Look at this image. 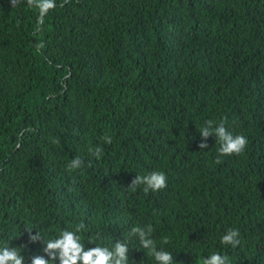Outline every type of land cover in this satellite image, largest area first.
Returning <instances> with one entry per match:
<instances>
[{"label":"trees","instance_id":"trees-1","mask_svg":"<svg viewBox=\"0 0 264 264\" xmlns=\"http://www.w3.org/2000/svg\"><path fill=\"white\" fill-rule=\"evenodd\" d=\"M56 4L38 26L27 0H0V248L31 264L48 257L27 230L83 223L86 248H112L150 226L175 264H264V0ZM206 120L246 136L244 154L216 163L215 136L200 149ZM152 172L165 189L128 188ZM229 228L236 248L220 243ZM129 249V264H157L138 239Z\"/></svg>","mask_w":264,"mask_h":264},{"label":"clouds","instance_id":"clouds-1","mask_svg":"<svg viewBox=\"0 0 264 264\" xmlns=\"http://www.w3.org/2000/svg\"><path fill=\"white\" fill-rule=\"evenodd\" d=\"M22 0H11L12 7H16ZM29 8L38 9V26L44 23L47 14L57 7L56 0H27ZM62 6V5H61ZM202 142L200 149H207V139L209 137H217L220 147L216 163H220L222 156L244 154L248 140L243 134L233 135L229 132L224 124L216 126L213 120H206L198 129ZM105 143L111 144L112 138L104 136L102 138ZM88 151L91 155L100 158L103 148L100 146H89ZM84 161L77 156L67 165L66 170L70 173L82 167ZM143 185V192L159 191L167 187V177L163 172H152L148 175H137L131 182L129 189L135 191L138 186ZM85 230L83 223L76 224L71 230L64 229L55 239H45L40 232L32 234V230H27L31 243L43 242L46 246L43 248L44 255H36L30 257L31 264H129V241L134 237L138 239L141 247L147 250V254L154 258L157 264H175L173 254L163 248L157 247L156 241L152 238V228L150 226L142 228L135 226L131 228L127 234V238L122 241L115 242L112 248L97 244V236L90 237L88 244L95 247L86 248L82 242L80 233ZM169 241L164 239V243ZM222 245H230L236 248L241 244L240 232L238 229L229 228L220 238ZM0 264H25V257L21 255L17 248L4 246L0 248ZM202 264H230V257L222 255L219 252L210 254L202 260Z\"/></svg>","mask_w":264,"mask_h":264}]
</instances>
